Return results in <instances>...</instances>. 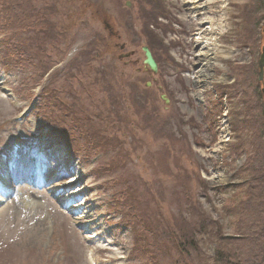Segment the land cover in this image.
<instances>
[{
  "label": "rangeland",
  "instance_id": "obj_1",
  "mask_svg": "<svg viewBox=\"0 0 264 264\" xmlns=\"http://www.w3.org/2000/svg\"><path fill=\"white\" fill-rule=\"evenodd\" d=\"M223 4L198 81L183 0H0V264H264V0Z\"/></svg>",
  "mask_w": 264,
  "mask_h": 264
},
{
  "label": "bare ground",
  "instance_id": "obj_2",
  "mask_svg": "<svg viewBox=\"0 0 264 264\" xmlns=\"http://www.w3.org/2000/svg\"><path fill=\"white\" fill-rule=\"evenodd\" d=\"M224 2L225 0H183V6L187 12V19H189L191 23L194 22L193 24L196 27L193 34L196 36L194 44L196 49H198V53L194 57V66L202 67V69L196 71L197 75H195L194 72L193 77L195 76V80L197 79L200 81L204 76L202 75L204 68L212 65L216 58L220 56L218 53L219 39L217 36H220L221 34L218 33L219 20L215 17V14L220 12L225 6V4H223ZM215 4L220 5L216 7V10L218 11L210 14ZM220 23H222V21H220ZM220 82L223 83L224 79ZM23 157L27 159L29 158L26 156ZM25 161L26 160L21 162V168L24 167Z\"/></svg>",
  "mask_w": 264,
  "mask_h": 264
},
{
  "label": "flooded vegetation",
  "instance_id": "obj_3",
  "mask_svg": "<svg viewBox=\"0 0 264 264\" xmlns=\"http://www.w3.org/2000/svg\"><path fill=\"white\" fill-rule=\"evenodd\" d=\"M257 68L259 69L258 75H257V81L258 83L261 85L262 82H264V48L261 49L257 63H256ZM224 83V82H223ZM262 95L264 94V89L261 90ZM258 97H261L260 95H258ZM218 100V99H217ZM225 100V99H224ZM221 107H225V104H227V100L224 101L223 105L222 103H219ZM218 107V106H217ZM217 107L215 106V108L217 109ZM223 107V108H224ZM221 108V109H223ZM217 111V110H216ZM218 119L219 116H215V119Z\"/></svg>",
  "mask_w": 264,
  "mask_h": 264
},
{
  "label": "water",
  "instance_id": "obj_4",
  "mask_svg": "<svg viewBox=\"0 0 264 264\" xmlns=\"http://www.w3.org/2000/svg\"><path fill=\"white\" fill-rule=\"evenodd\" d=\"M143 53L145 55L144 65L153 73L156 74L158 71V65L156 61L154 60L152 53L147 47L143 48ZM149 86V85H148ZM163 100L166 102V104L169 103V101L163 97Z\"/></svg>",
  "mask_w": 264,
  "mask_h": 264
},
{
  "label": "trees",
  "instance_id": "obj_5",
  "mask_svg": "<svg viewBox=\"0 0 264 264\" xmlns=\"http://www.w3.org/2000/svg\"><path fill=\"white\" fill-rule=\"evenodd\" d=\"M220 110H222L221 108H219ZM263 179V178H261ZM263 225H264V222H263ZM251 252V251H250ZM249 255H251L252 257H255V255H253V253L251 252ZM223 261V260H222Z\"/></svg>",
  "mask_w": 264,
  "mask_h": 264
}]
</instances>
